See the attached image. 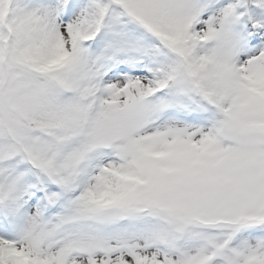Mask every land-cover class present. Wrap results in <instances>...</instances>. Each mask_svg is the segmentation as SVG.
Listing matches in <instances>:
<instances>
[{"label": "snow or ice", "instance_id": "1", "mask_svg": "<svg viewBox=\"0 0 264 264\" xmlns=\"http://www.w3.org/2000/svg\"><path fill=\"white\" fill-rule=\"evenodd\" d=\"M0 264H264V0H0Z\"/></svg>", "mask_w": 264, "mask_h": 264}]
</instances>
